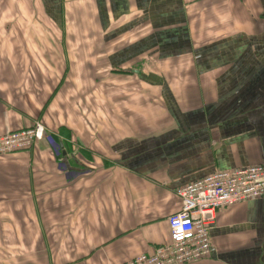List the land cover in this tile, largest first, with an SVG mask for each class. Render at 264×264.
I'll use <instances>...</instances> for the list:
<instances>
[{
	"label": "crops",
	"instance_id": "obj_1",
	"mask_svg": "<svg viewBox=\"0 0 264 264\" xmlns=\"http://www.w3.org/2000/svg\"><path fill=\"white\" fill-rule=\"evenodd\" d=\"M26 8H42L59 28L64 18L80 26L91 48L74 53L104 57L110 79L122 80L107 87L105 131L54 125L60 160L45 143L0 156V243L25 235L42 264H122L169 243L177 190L216 170L264 167V0H26ZM18 52L0 50L8 57L0 73L21 79L22 91L0 99V136L28 128L32 105L44 120V112L76 120L87 104L95 112L101 98L77 76L96 65L46 64L65 63L63 48L28 49V60L13 59ZM209 233L215 253L194 264H264V195L217 211Z\"/></svg>",
	"mask_w": 264,
	"mask_h": 264
},
{
	"label": "rangeland",
	"instance_id": "obj_2",
	"mask_svg": "<svg viewBox=\"0 0 264 264\" xmlns=\"http://www.w3.org/2000/svg\"><path fill=\"white\" fill-rule=\"evenodd\" d=\"M5 4H8L9 7L0 8V50H18L19 56H13V59L18 58L28 60V58L21 56L23 54L22 52L28 49L41 51L52 49L60 50L63 48L68 51V53H65V63L62 62L63 58L60 59L58 56H52L49 57L46 64H50L52 66L64 64L66 68L75 64L82 66L96 65L98 68V72H82V74H78L80 75L79 77L77 76V80L80 81V83H82L84 86L87 84L91 86L93 89L92 92L97 93L95 96L101 98L100 101L96 103L97 109L95 112H92L90 105L87 104L84 105L85 108L83 113L78 115L76 120H71L70 116L67 118H57V115L49 112H44V120L37 116V111L34 110L33 105L29 106L32 113L36 112V114L33 113L34 120L31 122L29 127H31L34 123H40L46 128L48 134L54 139L56 144L54 145V148L50 145H47L46 143L45 145L48 146L50 152L53 154V157L57 159V157L59 158L60 156L56 157L54 152L57 150V152L61 154L62 151V148L59 146V136L57 132V129L61 124L67 123L70 128L74 129L72 132H76L77 130L78 132H88V128L95 129L96 127H100L101 130L103 129L105 131L107 125L105 98L108 96L107 93L109 91L107 87L112 85V81L122 80V78L116 75L111 77L112 80L110 79V73H108L106 70L107 64L104 57L98 56L91 58L88 56L90 55L89 53H87V56H81L80 54L77 55L74 53V50L89 51L91 48L90 34L85 35L80 26L75 27L74 24H66L68 19L64 18V25L59 28L58 25H54L53 21H50L46 16H44L42 8H26V0L4 1L3 4L0 2V5ZM14 4H16L18 7H14ZM72 21H75V19L72 18ZM64 28H67V30L77 29V33H65L63 32ZM61 35H63V37L65 36V42L62 40ZM7 59L8 57L6 56H0V65L7 63ZM56 76H58V74H56ZM71 76L74 79L73 72L64 74V77L67 78ZM20 82L21 79H14L13 76L8 72L0 73V99L20 95L22 93L21 89L19 88ZM81 91L89 92L87 88L81 89ZM110 91H112V89ZM16 106L21 109V105ZM74 108L76 110H81V108L78 109L77 106ZM43 111L44 109H41V112ZM40 121H42V123ZM54 125L58 126V128H55ZM105 138L106 136H100L99 140L103 141ZM36 145L37 144L33 145L31 148ZM77 145L80 146L78 143ZM31 148L21 152H28ZM8 154H14V152H9ZM104 154H106V151H104ZM16 237L17 239H14L11 233L4 234V241L0 243V264H42L40 263L42 260V257H40L42 250L33 251L27 248L25 235L22 238V234H17ZM126 262L122 264H125Z\"/></svg>",
	"mask_w": 264,
	"mask_h": 264
},
{
	"label": "built area",
	"instance_id": "obj_3",
	"mask_svg": "<svg viewBox=\"0 0 264 264\" xmlns=\"http://www.w3.org/2000/svg\"><path fill=\"white\" fill-rule=\"evenodd\" d=\"M44 142L54 148V139L40 123L0 136V156L21 152ZM56 150V149H55ZM55 156H60L57 150ZM58 158V157H57ZM60 160V159H59ZM61 168L64 169L61 163ZM180 208L167 218L169 243L125 264H194L215 253L210 230L216 212L264 195V167L246 166L216 170L177 190Z\"/></svg>",
	"mask_w": 264,
	"mask_h": 264
}]
</instances>
